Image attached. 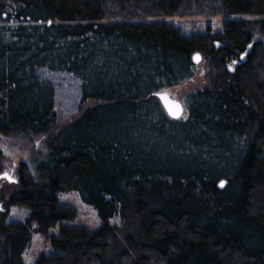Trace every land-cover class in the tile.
<instances>
[{
    "label": "trees",
    "instance_id": "obj_1",
    "mask_svg": "<svg viewBox=\"0 0 264 264\" xmlns=\"http://www.w3.org/2000/svg\"><path fill=\"white\" fill-rule=\"evenodd\" d=\"M195 78L170 118L157 94ZM1 136L45 141L0 179V264H264V0H0ZM77 193L96 230L64 223Z\"/></svg>",
    "mask_w": 264,
    "mask_h": 264
},
{
    "label": "rangeland",
    "instance_id": "obj_2",
    "mask_svg": "<svg viewBox=\"0 0 264 264\" xmlns=\"http://www.w3.org/2000/svg\"><path fill=\"white\" fill-rule=\"evenodd\" d=\"M181 26H189L187 20L183 19H171ZM220 19L215 18L202 21H196L193 23L195 25H199L200 27H205L208 24L211 25L213 29H217L220 24ZM200 71V69H199ZM197 78L192 82L186 83L183 86H180L171 92L170 95L177 100H181L183 94L190 89L193 85H195ZM200 80V79H198ZM58 99L60 104L61 117H64L63 122H67L69 119H72L76 115L78 104L77 97L75 95L74 87L67 80H61V85L58 90ZM67 116V117H66ZM44 141L45 136H35L32 139L25 138H12L9 136H1L0 137V150L3 152L5 156V160L3 162V172L9 173L12 177L18 180L17 168L21 162H24L30 166V169L33 173L34 171V159H36L40 153H44ZM4 190H13L14 188H8L5 184L1 186ZM12 192V191H8ZM8 198H6L7 200ZM4 200V201H6ZM0 200V209L2 207V203ZM60 202L69 206L74 207L77 210V215L70 220L64 221L65 224L68 225H77L84 226L91 230H96L101 226L102 220L99 217L96 209L85 203L81 198L80 194H65L60 196ZM26 216V212L23 209L12 207L10 212L9 220H23ZM51 251L50 242L45 239L40 234H34L31 246L23 255V261L26 263H32L38 255L41 253H48Z\"/></svg>",
    "mask_w": 264,
    "mask_h": 264
},
{
    "label": "water",
    "instance_id": "obj_3",
    "mask_svg": "<svg viewBox=\"0 0 264 264\" xmlns=\"http://www.w3.org/2000/svg\"><path fill=\"white\" fill-rule=\"evenodd\" d=\"M197 55L200 57L199 62H197V60L195 59V57H196ZM193 60H194L195 64H199V63L201 62V60H202V57H201V55H200L199 53H196V54L193 56ZM163 94H167L168 97H169V99H170V101H174V102H177V103L180 104V106H181L182 109H183L182 114H181V116H180V118H182L183 115H184V113H185V107H184L183 102H181L180 100H177V99H175L174 97H172V96L170 95L169 92H159V93L157 94V97H158V99L160 100V102H161V104H162L164 110L166 111V113L168 114V116H169L170 118H172V119H180V118H175V117H173L172 115L169 114V112H168V110H167V108H166V106H165V102H164V100L161 99V96H162ZM5 173H7V172H3V173L0 174V179H5L7 182H10V183H12V182H17V179H15L14 177H12L9 173H7V174H8L9 176L12 177V180L10 181L9 179L4 178ZM221 184H223V187H221ZM224 185H225V181H222V182L220 183V188H221V189L224 188Z\"/></svg>",
    "mask_w": 264,
    "mask_h": 264
},
{
    "label": "snow or ice",
    "instance_id": "obj_4",
    "mask_svg": "<svg viewBox=\"0 0 264 264\" xmlns=\"http://www.w3.org/2000/svg\"><path fill=\"white\" fill-rule=\"evenodd\" d=\"M195 59L197 60V62H199L200 57L197 55V56L195 57ZM161 99L164 100V102H165V106H166V108H167L169 114L172 115V116L175 117V118H180V116H181V114H182V111H183V109H182V107L180 106V104L177 103V102H174V101H170V99H169V97H168L167 94H163V95L161 96ZM4 178L9 179L10 181L12 180V177L9 176L7 173H5ZM221 187H223V184H221Z\"/></svg>",
    "mask_w": 264,
    "mask_h": 264
}]
</instances>
